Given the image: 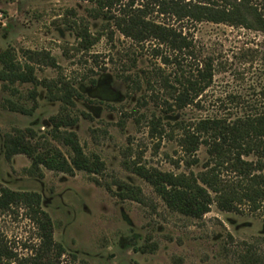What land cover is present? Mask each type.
Here are the masks:
<instances>
[{
  "label": "rangeland",
  "instance_id": "rangeland-1",
  "mask_svg": "<svg viewBox=\"0 0 264 264\" xmlns=\"http://www.w3.org/2000/svg\"><path fill=\"white\" fill-rule=\"evenodd\" d=\"M93 8L82 0H0V53L10 51L19 63L25 62L24 52L45 51L55 58L58 69L36 67L35 76L39 81L62 79L80 91L75 107L66 109L78 122L65 130L76 133L86 156L96 155L104 164L100 175L76 171L68 176L41 168L38 177L29 171L31 163L25 156L6 161L5 134L27 128L65 157L70 151L52 140L48 123L64 113L63 105L49 101L40 85L0 81V185L40 194L41 207L53 222L54 241L65 250V264H73L72 255L87 264H247V254L264 264L263 215L225 213L213 204L201 219L185 217L169 210L151 186L126 168L124 162L137 160L160 171L198 173L200 164L186 168L174 139L149 135V120L163 116L161 100L166 92L159 79L150 86L147 80L159 72L173 80V72L181 71L152 58V43L137 46L115 31L110 39L114 29L111 25L109 29L107 19L94 18ZM149 18L182 30L192 40L197 57L181 56L183 70L193 71L199 61L212 60V83L199 107L186 108L180 117L228 119L264 109V33L181 23L155 12ZM78 28L102 35L89 52L76 51ZM163 53L175 56L164 48ZM124 77L131 81L124 82ZM100 78L101 91L88 93L89 81ZM132 80L141 83L140 91H134ZM153 94L158 96L155 102ZM164 129L169 132V127ZM196 156L203 162L205 148L200 147ZM128 187L140 190L141 203L124 197ZM0 235L20 256L30 254V247L38 243L36 229L22 209L0 216Z\"/></svg>",
  "mask_w": 264,
  "mask_h": 264
},
{
  "label": "trees",
  "instance_id": "trees-1",
  "mask_svg": "<svg viewBox=\"0 0 264 264\" xmlns=\"http://www.w3.org/2000/svg\"><path fill=\"white\" fill-rule=\"evenodd\" d=\"M94 6L93 17L105 18L115 32L137 46L153 45L151 57L160 60L162 65L174 64L177 70L171 76L148 78L160 80L166 98L161 100L163 116H153L148 123L149 135L164 136L175 140L184 166L191 168L200 164V171L173 172L160 171L142 166L139 161L124 162L134 175L144 180L163 201L165 206L178 214L192 219H201L216 208L225 213H242L264 216V109L245 113L233 118H200L185 120L179 115L188 107H199L202 94L210 87L213 78L211 59L200 62L193 71L183 70L181 56L196 58L193 42L182 30L151 20L155 12L160 16H170L178 22L212 23L241 27L264 33V0L257 5L251 0H82ZM140 2L143 4H136ZM156 9V11H155ZM106 31V30H105ZM102 35H92L87 28L76 31L78 52H89ZM163 48L174 54L172 58L163 53ZM24 63L14 60L13 54L6 50L0 53V81L8 84H34L46 90L49 101L60 102L64 113L50 118L51 138L59 141L70 151L65 157L52 146L45 137L38 136L33 129L17 130L5 134L3 139L4 156L10 160L16 155H24L31 161L30 172L42 176L41 168L72 176L75 171L88 175H100L104 164L98 156H86L73 131H63L74 127L77 117L66 113L67 108L75 107V100L81 95L74 84L62 79L39 81L35 76L36 67L44 66L58 69L59 66L48 52H24ZM136 61V60H134ZM160 71V70H158ZM130 82V77H124ZM91 85L94 79L89 81ZM134 91H140L141 83L132 80ZM34 95V93H33ZM152 101L158 96L153 94ZM147 102H143L146 105ZM14 111L19 108L11 107ZM24 114L27 112L23 109ZM123 114V117H131ZM131 115V114H128ZM169 127V132L164 129ZM178 131L177 135L174 134ZM200 147L205 148L203 162L197 158ZM189 158V160L185 159ZM138 188L128 187L124 197L137 203ZM17 209L25 212V218L35 227L38 243L30 247V254L20 256L0 235V264H65L62 258L64 248L53 238V222L41 207V197L35 192L12 191L0 185V216L14 214ZM28 246H25V249ZM73 264H87L69 256ZM247 264H258L255 255L244 257Z\"/></svg>",
  "mask_w": 264,
  "mask_h": 264
},
{
  "label": "flooded vegetation",
  "instance_id": "flooded-vegetation-1",
  "mask_svg": "<svg viewBox=\"0 0 264 264\" xmlns=\"http://www.w3.org/2000/svg\"><path fill=\"white\" fill-rule=\"evenodd\" d=\"M102 81H103V79L102 78H100L99 80H95V83L93 84V85H91L90 83H89V87H88V89H87V92L88 93H91V92H96V91H101V88H102ZM106 91V90H105ZM79 93H80V91H78ZM106 93H109L110 94V91H106ZM80 95H81V93H80ZM80 99H81V97H80ZM77 100H79V99H77ZM48 123H49V125H50V128H51V124H50V120H48ZM43 124L45 125L46 124V120H44V122H43ZM31 129V128H30ZM63 131L65 130L64 128L62 129ZM65 131H67V130H65ZM75 133V132H74ZM17 156V155H16ZM18 156H21V155H18ZM22 156H24V155H22ZM26 157V156H25ZM4 158H5V156H4ZM13 158V157H12ZM11 158V159H12ZM27 158V157H26ZM10 159V160H11ZM27 159H29V158H27ZM5 160L6 161H10V160H7L6 158H5ZM30 160V159H29ZM30 163H31V161H30ZM30 168H31V164H30ZM41 170V169H40ZM46 170V169H45ZM48 171V170H47ZM50 172H52V171H50ZM76 172V171H75ZM78 172H82V171H78ZM42 173V172H41ZM56 173V172H55ZM85 173V172H84ZM61 174H64V173H61ZM67 175V174H66ZM68 176H70V175H68ZM39 177V176H38ZM40 195V194H39ZM41 197V196H40ZM41 204H42V199H41ZM50 217V216H49Z\"/></svg>",
  "mask_w": 264,
  "mask_h": 264
}]
</instances>
